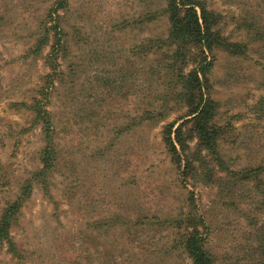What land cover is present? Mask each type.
<instances>
[{
  "label": "rangeland",
  "instance_id": "obj_1",
  "mask_svg": "<svg viewBox=\"0 0 264 264\" xmlns=\"http://www.w3.org/2000/svg\"><path fill=\"white\" fill-rule=\"evenodd\" d=\"M57 1L0 0V216L31 185L11 230L17 256L1 244L0 264H191L176 246L188 212L204 219L215 264H264V174L251 171L264 168V0H200L244 54L216 47L208 77L231 172L196 158L192 138L186 177L161 141L186 111L164 86L167 0H65L48 16ZM54 33L64 50L48 143L28 105ZM46 149L53 164L36 178Z\"/></svg>",
  "mask_w": 264,
  "mask_h": 264
},
{
  "label": "trees",
  "instance_id": "obj_2",
  "mask_svg": "<svg viewBox=\"0 0 264 264\" xmlns=\"http://www.w3.org/2000/svg\"><path fill=\"white\" fill-rule=\"evenodd\" d=\"M56 5L58 6L49 12L48 16H53L52 13H55L59 18L57 12L66 8V1L58 0ZM164 13L169 22L168 34L161 41V47H165L167 50L162 53L163 59L161 60L167 79L164 86L173 87L171 93L174 99L177 102L179 100L186 109L185 114L177 119L181 121L179 124L171 122L163 126L161 141L165 151L169 155L171 164L180 168L182 175L188 169L194 172V166L191 163L192 157L187 158L185 155L189 147L187 140L193 138L199 148L195 151L196 158L200 154L199 151H205V154L219 171L231 172L225 168V163L218 151V142L222 137V130L215 123L217 104L210 97L208 77L215 60L212 52L216 47L228 51L231 55L244 53L239 52L240 45L223 41L215 28V15L203 1L167 0ZM53 38L54 43L51 45V51L44 57V63L49 68L50 73L44 78V84L38 91V98L33 99L32 103L28 105L34 121L42 123L44 137L48 143H51L53 132L51 114L47 109L49 89L54 87L60 65V53L64 50V46L61 45V37L54 33ZM46 42L47 37L42 38L39 45ZM167 94L168 90H166L164 97H167ZM262 102L264 103V101ZM145 113L150 115L149 111ZM182 155L187 160L183 166L181 165ZM53 156L52 150L43 151L41 156L42 167L40 171L35 173L36 178L43 177L51 168ZM209 170L211 169L209 168ZM251 171H256V181L259 174H264V168L261 166ZM183 176L186 177V175ZM241 178L248 180V175L241 174ZM256 187L259 188V186ZM30 188L31 185L25 186L22 194L8 203L0 216V245H5L7 252L13 256H17V251L11 230L17 222L23 202L30 194ZM263 193L264 191H261V194ZM259 204L261 207L264 206V197L258 204L256 203V206ZM181 223L184 224L183 228H181ZM177 227L181 230H178L180 233L176 246L182 249L191 264H215L214 255L206 247L208 230L202 217L188 212L185 218L178 222Z\"/></svg>",
  "mask_w": 264,
  "mask_h": 264
}]
</instances>
